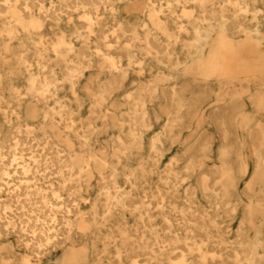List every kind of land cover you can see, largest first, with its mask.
Segmentation results:
<instances>
[{
  "label": "bare ground",
  "instance_id": "1",
  "mask_svg": "<svg viewBox=\"0 0 264 264\" xmlns=\"http://www.w3.org/2000/svg\"><path fill=\"white\" fill-rule=\"evenodd\" d=\"M0 264H264V0H0Z\"/></svg>",
  "mask_w": 264,
  "mask_h": 264
},
{
  "label": "rangeland",
  "instance_id": "2",
  "mask_svg": "<svg viewBox=\"0 0 264 264\" xmlns=\"http://www.w3.org/2000/svg\"><path fill=\"white\" fill-rule=\"evenodd\" d=\"M74 19H75L76 22L80 21V19L78 17H75ZM147 67H149V66H147ZM150 67H152V68L151 69H148L146 71V73H144V75L142 76V78L145 81L152 80L154 77H156L159 74L160 70H162V71H168V70L172 69V67H167L166 65L160 64V63L157 64V65H155V66H153L151 64ZM133 87H135V86H133ZM133 89H135V88H132V89L130 88L128 90L130 91V90H133ZM121 98H123V96ZM212 104H213V102H212ZM256 121L259 122L258 119ZM200 126H201V128L203 130L205 129L207 132H209L214 137V146H217V145L220 144L219 135L215 131V128L211 124H209L206 121H202V123H201ZM181 135H182V137H184L183 138V140H184L185 139V136L187 135V132H185V133H183ZM238 136L240 138L246 140V133L239 132L238 133ZM183 145L175 144L171 150L166 151L164 153V155L162 157L163 166L168 165L169 164V161H171L174 157H177L178 155H180L183 152ZM214 150H216V148ZM213 158H214V156H213ZM206 160H207L206 163L208 164L207 166H211L212 167L214 165V162L213 161H215L216 158H214L213 160L212 159H206ZM251 169H252V165H251V162H250V169L249 170H251ZM247 178H248V176H246L244 179H242L240 181L241 188L245 185V182L247 181ZM238 215L233 220H231V221L230 220H226L223 223H221V226H223V225L224 226H229L228 229H231V231H230L231 238L229 237V241H232V240L235 239L233 237V234L232 233H235L236 232V228H237L238 223H239Z\"/></svg>",
  "mask_w": 264,
  "mask_h": 264
}]
</instances>
